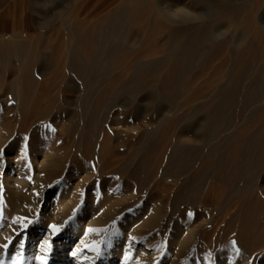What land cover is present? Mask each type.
<instances>
[{
	"label": "rangeland",
	"instance_id": "374dc122",
	"mask_svg": "<svg viewBox=\"0 0 264 264\" xmlns=\"http://www.w3.org/2000/svg\"><path fill=\"white\" fill-rule=\"evenodd\" d=\"M30 2L0 23V234L64 192L86 263L129 235L122 264H264V0Z\"/></svg>",
	"mask_w": 264,
	"mask_h": 264
},
{
	"label": "bare ground",
	"instance_id": "6f19581e",
	"mask_svg": "<svg viewBox=\"0 0 264 264\" xmlns=\"http://www.w3.org/2000/svg\"><path fill=\"white\" fill-rule=\"evenodd\" d=\"M176 15H177L178 21H180V20L185 21L186 16H183L182 14H178V13ZM202 22H203V19L198 17L197 18V24L202 23ZM206 28L210 32H213L215 30L214 21H208ZM67 203H68V201L66 199V195L64 192H60L59 198L56 197L53 201H51V202L49 201L48 203H46L45 208L42 209V212L45 215V217L49 220V224L50 223L51 224H58L59 222H63L65 216L74 217L72 211L69 212L65 209V205H67ZM85 213L79 215L74 220V226H76V228L78 230L77 236L80 238L86 236V232H85L84 228L82 227V223H81V220L84 218ZM66 230L67 231H65V232L69 231L68 228H66ZM10 232H8L9 235H7V231H6V237L4 235L0 234L1 244L6 243L7 238H9V237L10 238L12 237L11 239H13V242H12L13 247L11 248V250L7 251V250L3 249L2 247H0V260L4 256H6V251L9 252V259L10 260L6 261L5 264H9V262L11 261L12 255L18 251L21 240L24 241L23 257L25 259V262L27 261L28 264H39V262L35 259V257L37 256V254H40V255L44 254L42 248L46 247L43 244V242L45 240H49L52 244V249L54 248V250L50 254L48 253V264H83V263L84 264H122V261H124V259H126V256L129 253H131V252L135 253L136 252V249L134 248L135 246L133 245L132 238L129 237V235H126L125 238H123L119 242L118 246L116 247L117 249L115 252H116V255L119 257V263L110 257H103V260L100 261L99 263H98V260L95 258L92 260V262L86 263V261L84 259L89 260L90 258L89 257L86 258L87 254L82 255L80 253V251H81L80 249L82 246L79 243H81V242H79V243L76 242V244H75L73 242L72 238H68L67 240H65V239L64 240H57V241L52 240L53 236L51 235V232L48 228V222H47V225L45 226V228L34 229L32 231H29V232H26V231H19L18 233H16V231H12L11 233ZM3 241H5V242H3ZM74 251L76 252V255L72 254ZM139 252H140V250L138 249V251L136 253H139ZM140 253H142V252H140ZM218 253L220 256H222L221 251H219ZM79 260H81V261H79Z\"/></svg>",
	"mask_w": 264,
	"mask_h": 264
},
{
	"label": "snow or ice",
	"instance_id": "6c2138e0",
	"mask_svg": "<svg viewBox=\"0 0 264 264\" xmlns=\"http://www.w3.org/2000/svg\"><path fill=\"white\" fill-rule=\"evenodd\" d=\"M0 153H2V150H0ZM49 187H51V185H49ZM79 207V205L77 206ZM75 209L73 210V215H75ZM189 216L192 215L191 212L188 213ZM73 217H69L68 220H66L64 222V224H60V225H57V224H49L48 225V228L51 232V235L54 237L56 235H58L62 230L63 228L65 227V225L68 224L69 221L72 220ZM19 221L20 222V227L21 229H27L31 224L35 223L36 220L35 219H30L28 217H16L14 218V223ZM113 224H115V221H113ZM91 231H99V229H87L86 230V234L87 232H91ZM9 243H11V238L9 237L8 238V242L4 243L3 245H0V247H2L3 249H7L8 246H9ZM101 243H103V241H101ZM43 244L46 246V247H43L42 250L44 252L43 255H40V254H37V256L35 257V259L39 262V264H48V253L51 252L52 250V244L49 240H45L43 242ZM236 242L233 241V245L235 246ZM23 246H24V241L21 240L20 241V245H19V249L18 251L12 255L11 257V261L9 262V264H24V257H23ZM86 247H88L86 245ZM91 250L93 252H95V255L96 257H99L101 254H102V248L100 246V244H97V243H93V245L91 246ZM237 252H239V249L237 248L236 249ZM73 255H76V252L74 251L72 253ZM0 264H5V262L3 260H0Z\"/></svg>",
	"mask_w": 264,
	"mask_h": 264
},
{
	"label": "crops",
	"instance_id": "0c3cea01",
	"mask_svg": "<svg viewBox=\"0 0 264 264\" xmlns=\"http://www.w3.org/2000/svg\"><path fill=\"white\" fill-rule=\"evenodd\" d=\"M25 3L27 4L25 5ZM27 7H31L30 0H0V23L3 24L5 23L4 19L10 18V24H22V17L19 18V16L15 14V11L17 10V12H19Z\"/></svg>",
	"mask_w": 264,
	"mask_h": 264
}]
</instances>
